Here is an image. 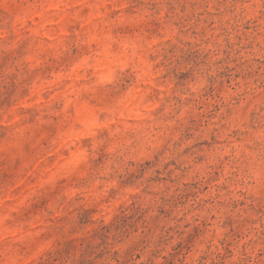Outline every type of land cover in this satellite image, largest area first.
Instances as JSON below:
<instances>
[{
    "label": "rangeland",
    "instance_id": "374dc122",
    "mask_svg": "<svg viewBox=\"0 0 264 264\" xmlns=\"http://www.w3.org/2000/svg\"><path fill=\"white\" fill-rule=\"evenodd\" d=\"M0 264H264V0H0Z\"/></svg>",
    "mask_w": 264,
    "mask_h": 264
}]
</instances>
